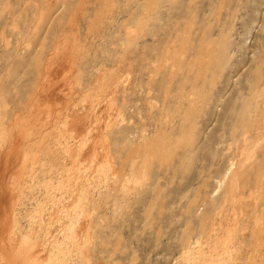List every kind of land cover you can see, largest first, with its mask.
<instances>
[{"label": "rangeland", "instance_id": "obj_1", "mask_svg": "<svg viewBox=\"0 0 264 264\" xmlns=\"http://www.w3.org/2000/svg\"><path fill=\"white\" fill-rule=\"evenodd\" d=\"M33 260L264 264V0H0V264Z\"/></svg>", "mask_w": 264, "mask_h": 264}, {"label": "bare ground", "instance_id": "obj_2", "mask_svg": "<svg viewBox=\"0 0 264 264\" xmlns=\"http://www.w3.org/2000/svg\"><path fill=\"white\" fill-rule=\"evenodd\" d=\"M219 4H220V3H219ZM221 4H222V3H221ZM227 4H228V1H224L223 4H222V7H223V8H226V7H224V5L227 6ZM35 259H36V258H35ZM38 263H39V262L33 260V261H31L29 264H38Z\"/></svg>", "mask_w": 264, "mask_h": 264}]
</instances>
